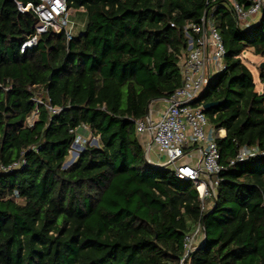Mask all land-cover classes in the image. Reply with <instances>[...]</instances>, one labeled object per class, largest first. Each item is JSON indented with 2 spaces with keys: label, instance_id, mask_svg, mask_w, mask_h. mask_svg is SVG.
Masks as SVG:
<instances>
[{
  "label": "trees",
  "instance_id": "trees-1",
  "mask_svg": "<svg viewBox=\"0 0 264 264\" xmlns=\"http://www.w3.org/2000/svg\"><path fill=\"white\" fill-rule=\"evenodd\" d=\"M17 1L39 3L0 0V166L25 162L0 170V264H181L199 221L206 237L186 264H264V157L230 165L242 146L264 149V93L241 58L264 57V8L246 28L229 0H68L85 31L48 30L23 50L37 17ZM206 14L226 68L197 103L223 101L205 113L226 136L203 210L193 181L147 162L135 121L181 85L185 27ZM83 125L99 144L65 168Z\"/></svg>",
  "mask_w": 264,
  "mask_h": 264
},
{
  "label": "built area",
  "instance_id": "built-area-1",
  "mask_svg": "<svg viewBox=\"0 0 264 264\" xmlns=\"http://www.w3.org/2000/svg\"><path fill=\"white\" fill-rule=\"evenodd\" d=\"M229 1L242 26L251 28L259 21L264 0H252L249 8L240 5L236 0ZM17 4L22 12L32 11L37 17L36 34L24 43L23 50L36 46L39 35L48 30L56 34L63 33L68 40L76 36V11L69 7L68 0H39L38 4L30 2L27 5L17 1ZM79 11L83 12L84 9ZM185 32L188 38V49L180 62L181 85L169 97L151 101L149 115L143 119H137L135 123L140 137L142 135L150 137V143L146 142L144 145L146 158L152 161L150 151L153 146L156 147L158 154L166 157L164 163H157V165L171 166L176 177L193 181L204 210L207 208L206 201L215 199L216 189L221 181L219 174L224 166L220 163L221 154L217 139L225 137L226 130L216 129L211 125L206 116L204 104H198L197 101L210 82L225 70L227 50L220 31L208 14L203 16L199 23L186 26ZM159 102L164 103L163 107L152 109V105ZM51 110L57 112L59 109L51 108ZM35 117L34 114L28 119L30 125L33 124ZM80 130L89 132V127L83 125ZM84 136V133L78 131L72 147L82 152L85 146L80 141L82 139L86 141ZM81 152L76 151L77 156ZM260 157H264V149L258 145H245L230 160V165ZM23 164L25 162L20 161L9 167L0 166V170L11 171ZM204 239V225L199 221L185 238L181 264H186L190 254Z\"/></svg>",
  "mask_w": 264,
  "mask_h": 264
},
{
  "label": "rangeland",
  "instance_id": "rangeland-1",
  "mask_svg": "<svg viewBox=\"0 0 264 264\" xmlns=\"http://www.w3.org/2000/svg\"><path fill=\"white\" fill-rule=\"evenodd\" d=\"M75 17L76 18L78 17L77 27L75 29V35H79L85 31L86 15L83 12H75ZM241 58L248 65V67L251 69V71L253 72L255 83L257 85V90L260 91V93H264V82L261 79V64L264 61V57H262L261 55L255 54L253 52V50L251 48H249V49L245 50V52L241 55ZM163 104H164L163 102H159L156 105L153 104L152 109L153 108L155 109V107L156 108H162ZM35 118H33V120ZM84 137H85L86 141H84L83 139L80 141L81 144H83V146H85L87 143L98 146V144H99V138L98 137H94L92 135H85ZM76 151L81 152L80 150H77L76 147H72L70 155H69L67 161L65 162V163H68L67 164L68 167L70 165H72L76 161V159L78 158V156H77L73 162H70V161H72V159L74 157V152H76ZM150 158L152 159V161L158 162V163H162V162L164 163L166 160V157L164 155L158 154V150L154 146L151 148ZM167 168L171 169V166H167Z\"/></svg>",
  "mask_w": 264,
  "mask_h": 264
},
{
  "label": "water",
  "instance_id": "water-1",
  "mask_svg": "<svg viewBox=\"0 0 264 264\" xmlns=\"http://www.w3.org/2000/svg\"><path fill=\"white\" fill-rule=\"evenodd\" d=\"M261 69L264 70V61H263L262 64H261ZM51 77H52V74L49 76V79H51ZM222 102H223V101L209 102V103H206V104L204 105V108H205V110H208V109H211V108H213V107H217V106H219L220 104H222ZM148 115H149V106H148L147 109H146V116H148ZM74 159H75V158H74ZM74 159H72V161H70V162H73ZM146 159H147V158H146ZM147 162H148L149 164L153 165V166H159V165H157V164H155V163H152V162L149 161L148 159H147ZM67 164H68V163H65V164H64V167H65V168L68 167ZM204 230H205V228H204ZM205 237H206V232H205ZM196 249H197V248H196Z\"/></svg>",
  "mask_w": 264,
  "mask_h": 264
},
{
  "label": "crops",
  "instance_id": "crops-1",
  "mask_svg": "<svg viewBox=\"0 0 264 264\" xmlns=\"http://www.w3.org/2000/svg\"><path fill=\"white\" fill-rule=\"evenodd\" d=\"M75 19H76V21L78 20V17L76 18L75 17ZM264 82V81H263ZM260 92V91H259ZM79 132H81V133H84L85 135H89V133L88 132H84L83 130H79ZM140 137V136H139ZM140 139H141V141H142V143H143V145H145V143L146 142H149L150 143V137L148 136V135H142V137H140ZM152 163H155V164H157L158 162H154V161H151ZM202 243V241L198 244V245H200Z\"/></svg>",
  "mask_w": 264,
  "mask_h": 264
},
{
  "label": "bare ground",
  "instance_id": "bare-ground-1",
  "mask_svg": "<svg viewBox=\"0 0 264 264\" xmlns=\"http://www.w3.org/2000/svg\"><path fill=\"white\" fill-rule=\"evenodd\" d=\"M76 156H77V153L75 152V153H74V157H73V159H74Z\"/></svg>",
  "mask_w": 264,
  "mask_h": 264
}]
</instances>
